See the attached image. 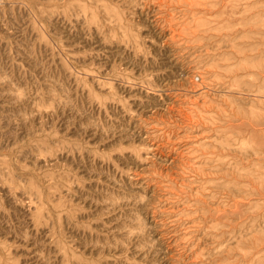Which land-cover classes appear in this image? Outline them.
<instances>
[{
	"label": "rangeland",
	"instance_id": "1",
	"mask_svg": "<svg viewBox=\"0 0 264 264\" xmlns=\"http://www.w3.org/2000/svg\"><path fill=\"white\" fill-rule=\"evenodd\" d=\"M0 264H264V0H0Z\"/></svg>",
	"mask_w": 264,
	"mask_h": 264
}]
</instances>
